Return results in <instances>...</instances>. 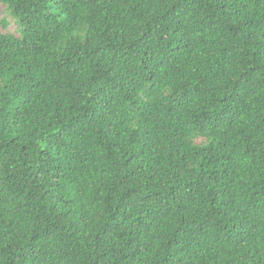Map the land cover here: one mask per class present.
Returning a JSON list of instances; mask_svg holds the SVG:
<instances>
[{"label":"trees","instance_id":"obj_1","mask_svg":"<svg viewBox=\"0 0 264 264\" xmlns=\"http://www.w3.org/2000/svg\"><path fill=\"white\" fill-rule=\"evenodd\" d=\"M0 4V264H264V0Z\"/></svg>","mask_w":264,"mask_h":264},{"label":"rangeland","instance_id":"obj_2","mask_svg":"<svg viewBox=\"0 0 264 264\" xmlns=\"http://www.w3.org/2000/svg\"><path fill=\"white\" fill-rule=\"evenodd\" d=\"M6 15V12H5V6H3V4H0V21L2 18H4ZM16 23L11 19V25H10V28L9 30L10 31H15L16 30Z\"/></svg>","mask_w":264,"mask_h":264}]
</instances>
